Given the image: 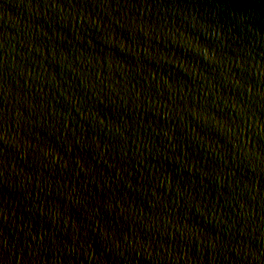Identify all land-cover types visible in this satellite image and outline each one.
<instances>
[{"label": "water", "instance_id": "1", "mask_svg": "<svg viewBox=\"0 0 264 264\" xmlns=\"http://www.w3.org/2000/svg\"><path fill=\"white\" fill-rule=\"evenodd\" d=\"M0 264H264V0H0Z\"/></svg>", "mask_w": 264, "mask_h": 264}]
</instances>
